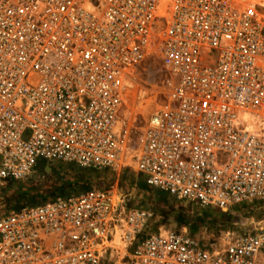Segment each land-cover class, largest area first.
<instances>
[{"label": "built area", "instance_id": "1", "mask_svg": "<svg viewBox=\"0 0 264 264\" xmlns=\"http://www.w3.org/2000/svg\"><path fill=\"white\" fill-rule=\"evenodd\" d=\"M153 57L167 88L138 91ZM54 161L264 203V0H0V184ZM133 198L117 181L2 211L0 264H264V220L150 230Z\"/></svg>", "mask_w": 264, "mask_h": 264}, {"label": "rangeland", "instance_id": "2", "mask_svg": "<svg viewBox=\"0 0 264 264\" xmlns=\"http://www.w3.org/2000/svg\"><path fill=\"white\" fill-rule=\"evenodd\" d=\"M166 77L167 72L160 58L153 57L143 63L139 83L146 92L166 89ZM117 181L120 187L132 192L135 204L150 207L154 211L155 219L150 230L186 228L195 234L202 231L207 236L218 237L228 229L236 232L250 230L253 221L264 220V203L260 201L222 212L215 207L203 208L196 203L182 201L150 187L134 170H124L117 174L109 169H84L74 163L61 161L51 162L48 167L46 164H40L25 180L0 184V213L25 204H34L58 195L105 186ZM235 222L239 223L235 225ZM239 225H243V228Z\"/></svg>", "mask_w": 264, "mask_h": 264}, {"label": "bare ground", "instance_id": "3", "mask_svg": "<svg viewBox=\"0 0 264 264\" xmlns=\"http://www.w3.org/2000/svg\"><path fill=\"white\" fill-rule=\"evenodd\" d=\"M140 88H141V84L138 83V91H139ZM132 93H133V92H132Z\"/></svg>", "mask_w": 264, "mask_h": 264}, {"label": "trees", "instance_id": "4", "mask_svg": "<svg viewBox=\"0 0 264 264\" xmlns=\"http://www.w3.org/2000/svg\"><path fill=\"white\" fill-rule=\"evenodd\" d=\"M147 185V184H146ZM44 200H46V199H44Z\"/></svg>", "mask_w": 264, "mask_h": 264}]
</instances>
